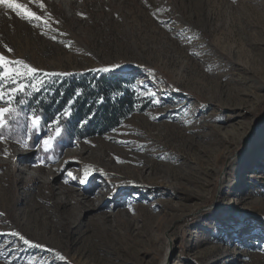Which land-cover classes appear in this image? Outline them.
<instances>
[{"label":"rangeland","instance_id":"374dc122","mask_svg":"<svg viewBox=\"0 0 264 264\" xmlns=\"http://www.w3.org/2000/svg\"><path fill=\"white\" fill-rule=\"evenodd\" d=\"M12 2L41 19L0 4V53L39 71L0 128V264H264V0ZM84 71L133 76L135 112L33 131L17 101Z\"/></svg>","mask_w":264,"mask_h":264},{"label":"trees","instance_id":"16d2710c","mask_svg":"<svg viewBox=\"0 0 264 264\" xmlns=\"http://www.w3.org/2000/svg\"><path fill=\"white\" fill-rule=\"evenodd\" d=\"M134 77L84 71L44 77L16 103L22 112L45 121L59 119L67 139L104 134L135 112L140 96Z\"/></svg>","mask_w":264,"mask_h":264},{"label":"snow or ice","instance_id":"6c2138e0","mask_svg":"<svg viewBox=\"0 0 264 264\" xmlns=\"http://www.w3.org/2000/svg\"><path fill=\"white\" fill-rule=\"evenodd\" d=\"M0 4L4 5L6 8L11 9L16 12V14L21 18L31 22L32 19H41L40 16L29 9L27 4L15 3L12 0H0ZM40 7H43V4H40ZM8 52H11L12 49L8 48ZM17 65L22 66L26 70L25 73H21L17 69ZM104 71H109L110 69H103ZM39 70L31 67L22 60H9L4 54L0 53V103L7 104V107H0V128L4 127L6 124L5 115L12 114L16 111L12 107V103L15 100L16 96L19 93L25 91L26 86L23 83V79L27 78V73L36 74ZM34 86V85H30ZM18 103H23V101H17ZM158 103V101H157ZM40 118L33 114L30 117V126L33 131H36L40 128ZM56 136L60 135L61 129L56 128ZM31 137H29L30 139ZM53 138L43 139L42 143L45 146V150H49L50 140ZM4 137L0 134V141H3ZM6 151V150H5ZM82 183L84 180L81 181ZM26 244L29 241H24Z\"/></svg>","mask_w":264,"mask_h":264},{"label":"bare ground","instance_id":"6f19581e","mask_svg":"<svg viewBox=\"0 0 264 264\" xmlns=\"http://www.w3.org/2000/svg\"><path fill=\"white\" fill-rule=\"evenodd\" d=\"M8 152H10V151H8ZM10 153H11V152H10ZM13 155H16V158L18 157L17 159H19V161H24L23 158H21L20 155H19L17 152H14V153H11V154L9 155L10 159L4 161V164H6V165L9 166V167H11V166H12V167H15V164H14V163L12 162V160H11V157H12V159L14 158ZM18 169H19V171H20L21 173L25 174L26 176L29 175V172L27 171V169H21V168H19V167H18Z\"/></svg>","mask_w":264,"mask_h":264}]
</instances>
